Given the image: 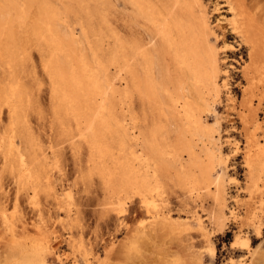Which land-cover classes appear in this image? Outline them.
Segmentation results:
<instances>
[{
    "label": "bare ground",
    "instance_id": "1",
    "mask_svg": "<svg viewBox=\"0 0 264 264\" xmlns=\"http://www.w3.org/2000/svg\"><path fill=\"white\" fill-rule=\"evenodd\" d=\"M57 1L64 13L50 0H0V61L11 71L2 96L9 113L23 115L24 108L27 111L30 107L26 85L31 79L14 75L23 50L18 44L17 25L32 27L42 72L50 84L52 125L56 129L48 146L42 149L40 143V148L38 142L32 144L42 149L37 151L39 160L31 154L12 153L14 142L9 144L8 158L16 157L32 189V199L40 194L42 183L52 184L49 153L61 145L60 151L71 150L82 183L98 180L118 208L132 193L150 219L162 216L165 220L170 214V194L180 193L200 202L210 198L209 222L213 230L224 231L235 214L227 211L230 159L222 153L221 137H216L220 122L215 105L223 94L228 103H234L230 76L221 57L222 51L233 52H229L232 47L227 41L219 47L218 30L225 38L230 26L251 44L249 62L243 67L247 87L240 105L241 118L245 126L252 123L255 130L263 128L257 119L264 102V86L260 85L264 84L263 44L254 34L257 32L243 0L217 3L216 26L203 0H123L131 23L124 22L119 32H113L112 23L100 11L104 0ZM74 7L79 9L73 11ZM69 14L80 18L83 41L75 31L61 29L67 22L61 16ZM95 17L103 29L94 27ZM86 43L90 55L83 51ZM212 115L214 124L209 122ZM244 139L249 186L258 191L264 176V136L260 139L251 132ZM226 142L236 155L240 141L228 136ZM158 198L161 205L155 204ZM260 198L258 210L251 215L247 211V225L258 236L263 225L259 211L264 208V198ZM197 223L202 225L201 217ZM235 244L251 249L247 236L239 237Z\"/></svg>",
    "mask_w": 264,
    "mask_h": 264
},
{
    "label": "rangeland",
    "instance_id": "2",
    "mask_svg": "<svg viewBox=\"0 0 264 264\" xmlns=\"http://www.w3.org/2000/svg\"><path fill=\"white\" fill-rule=\"evenodd\" d=\"M50 1L64 13L63 6L57 0ZM224 1L203 0L209 8L213 26H216L217 19L215 5ZM243 2L257 32L254 34H258L263 44L264 53V0ZM99 7L102 15L112 23L113 32H119L124 22L131 23L128 16L130 11L123 0H104V5ZM77 9L74 7L73 11ZM61 17L67 21L64 26L61 25V29L67 33L75 31L83 41L80 18L74 14ZM94 19V27L103 29L99 18ZM29 21H32V17ZM16 27L18 44L24 51L21 50V56L18 55L14 75L20 79L27 76L31 79L26 85L30 107L27 111L24 108L23 115L12 116L9 113L3 96L7 92L11 71L1 60L0 85L4 88L0 87V264H230L240 260L246 264H264V208L260 209L263 214L259 211L263 221L261 235L258 236L247 225V215L258 210V200L264 198V176L259 190L252 189L248 180L249 168L244 163L245 134L255 132L260 139L264 136V102L257 117L263 128L255 130L252 123L245 126L241 118L243 111L240 105L247 87L243 67L249 62L250 43L232 31L230 26L225 38L224 32L216 30L220 37L219 47L227 41L232 47L229 52H233L225 54L222 51L221 57L230 76V95L234 103H228L223 94L215 108L220 122L216 137H221L219 145L222 153L230 159L226 177L227 211L232 210L235 214L224 231L217 232L209 222V211L213 207L210 198L200 202L180 193L170 194V214L165 220L162 216L150 219L143 204L132 193L123 198L118 208L112 204L111 194L98 180L92 184L82 183L74 169L71 150L66 148L60 151L61 145L55 153H49L53 165L50 168L52 184L48 186L42 183L40 194L32 199V189L23 176L21 166L17 165L16 157L8 158L11 155L9 144L14 142L12 153L31 154L37 161L43 146H48L56 125H52L50 84L42 72L40 51L30 33L32 27ZM83 51L90 55L88 45ZM260 85L264 86L263 83ZM254 101L257 106V99ZM209 120L210 124H214L215 115ZM228 136L240 141L236 155L232 154V146L226 142ZM43 140H46V144ZM35 141L39 148L41 144L39 152L37 145H32ZM35 170L40 174L37 168ZM155 204L161 205L162 202L158 198ZM198 217H201V226L197 223ZM246 236L250 239V250L235 244L239 237Z\"/></svg>",
    "mask_w": 264,
    "mask_h": 264
}]
</instances>
